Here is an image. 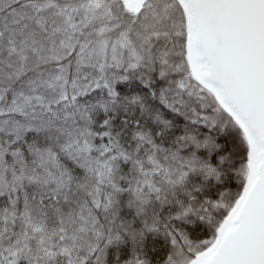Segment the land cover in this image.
<instances>
[{
	"label": "snow or ice",
	"instance_id": "obj_1",
	"mask_svg": "<svg viewBox=\"0 0 264 264\" xmlns=\"http://www.w3.org/2000/svg\"><path fill=\"white\" fill-rule=\"evenodd\" d=\"M0 264H264V0H0Z\"/></svg>",
	"mask_w": 264,
	"mask_h": 264
}]
</instances>
